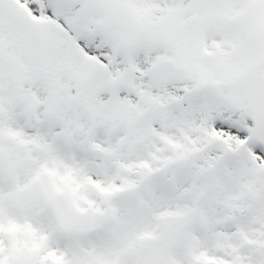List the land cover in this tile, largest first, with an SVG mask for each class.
Instances as JSON below:
<instances>
[{
	"label": "snow or ice",
	"instance_id": "snow-or-ice-1",
	"mask_svg": "<svg viewBox=\"0 0 264 264\" xmlns=\"http://www.w3.org/2000/svg\"><path fill=\"white\" fill-rule=\"evenodd\" d=\"M0 264H264V0H0Z\"/></svg>",
	"mask_w": 264,
	"mask_h": 264
}]
</instances>
